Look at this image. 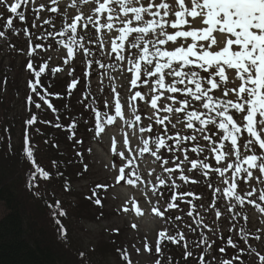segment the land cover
<instances>
[{"label":"snow or ice","instance_id":"snow-or-ice-1","mask_svg":"<svg viewBox=\"0 0 264 264\" xmlns=\"http://www.w3.org/2000/svg\"><path fill=\"white\" fill-rule=\"evenodd\" d=\"M0 45L27 73L19 158L35 197L64 175L57 132L81 162L78 132H111V183L93 202L127 188L117 211L157 225L117 264H264V0H0ZM42 147L57 150L52 170Z\"/></svg>","mask_w":264,"mask_h":264},{"label":"trees","instance_id":"trees-1","mask_svg":"<svg viewBox=\"0 0 264 264\" xmlns=\"http://www.w3.org/2000/svg\"><path fill=\"white\" fill-rule=\"evenodd\" d=\"M16 43L22 46L23 38ZM22 63V57L10 54L6 46L0 45V77L6 74L9 82L8 92L0 94V136L5 137L0 140V203L6 211L0 220V264H77L80 253L85 254L86 264H106L110 260L117 262L116 249L125 248L119 241L120 232L114 233V237L107 242L98 243L93 250H85L72 240L66 224L68 220L98 223L109 218L104 207L95 204L92 199L77 197L74 193V186L87 181L90 173V152L87 149L91 136L83 128L77 134L78 138L84 140L82 162L75 154L80 146L74 148L70 141L57 132L60 139L59 159L62 162L60 171L64 175L53 176L50 182L39 181V186L45 193L44 200L35 197L25 186V166L19 158L21 124L24 117L11 111L15 107L14 102H23L26 92L27 73L22 70ZM60 84L61 81L57 80V87ZM17 93L21 96L18 97ZM22 112L26 114L25 111ZM5 126L10 129L15 155L8 154ZM57 155L56 149L42 147L36 154V163L45 170H52L50 161ZM83 165H87L88 170L78 176ZM66 187L68 190H65ZM94 187L91 185V189ZM57 203L59 208L56 207ZM59 211H65L67 215L58 216ZM57 219L67 231L66 239L60 237Z\"/></svg>","mask_w":264,"mask_h":264},{"label":"rangeland","instance_id":"rangeland-1","mask_svg":"<svg viewBox=\"0 0 264 264\" xmlns=\"http://www.w3.org/2000/svg\"><path fill=\"white\" fill-rule=\"evenodd\" d=\"M51 56L55 62L58 53L54 52ZM20 96L21 94L18 97ZM21 101L18 100V103L14 102L15 107L11 111H16L20 116L25 117L26 114L22 112L25 110L23 108V102ZM111 134L109 132V135L104 136L103 140L99 142L90 139L89 148H91V152L88 156V165H90L89 179L74 186V193L77 197L88 198L91 196L92 200H95L91 185L96 186L98 184L111 183V173L108 171V165L116 162V158L109 153V136ZM100 190L97 193L102 199V207L109 213L108 219L99 221L98 223H86L75 220H68L66 223L71 232L70 236L72 240L78 246L85 250H93L98 243L107 242L109 238H113L114 233H116L114 230L116 229L120 232V243L128 251H132V245L140 247L139 239L145 234L149 235V239L152 238V234L157 225L151 214L141 218L136 217L134 213L124 214L117 211V209L127 202L131 195L127 188L112 186L106 190ZM5 213V208L0 203V220ZM133 224L138 225V230L132 227ZM137 259L140 264H152L153 258L147 254L136 257L133 253V260ZM106 264H117V262L110 260Z\"/></svg>","mask_w":264,"mask_h":264}]
</instances>
